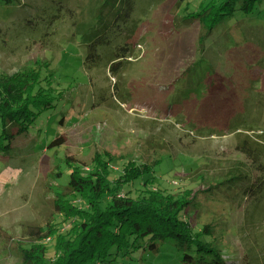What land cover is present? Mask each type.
<instances>
[{"label": "rangeland", "instance_id": "374dc122", "mask_svg": "<svg viewBox=\"0 0 264 264\" xmlns=\"http://www.w3.org/2000/svg\"><path fill=\"white\" fill-rule=\"evenodd\" d=\"M202 1L0 0V87L42 75L60 94L16 144H0V264H28L41 255L29 247L38 242L54 257L53 236L65 234L57 217L79 201L61 185L63 168L79 163L88 175L104 158L119 162L113 169L160 162L155 188L193 190L194 231L212 227L215 237L204 240L225 264H264L263 196L231 181L245 160L237 149L244 135L264 163V13H238L208 36L203 21L184 23ZM80 20L87 37L71 25ZM100 36L106 46L132 47L118 74L108 59L83 65ZM58 136L63 145L47 150ZM129 257L125 264H186L172 243Z\"/></svg>", "mask_w": 264, "mask_h": 264}, {"label": "trees", "instance_id": "16d2710c", "mask_svg": "<svg viewBox=\"0 0 264 264\" xmlns=\"http://www.w3.org/2000/svg\"><path fill=\"white\" fill-rule=\"evenodd\" d=\"M13 1L5 0V4L10 5ZM204 2L198 6L201 9L192 13L184 23L203 21L201 24L204 27L208 25V36L221 22H232L238 13H264V0H209L206 6H201ZM103 17L105 12L99 14V22ZM50 20L48 23L51 25L63 22L57 17ZM71 25L77 33L87 37V21L80 20L78 24ZM93 32L97 33L96 30ZM128 37L131 39L133 36L128 34ZM101 38L90 42L83 65L92 70L108 59L111 61L110 72L118 74L129 60L128 56L132 55V47L122 40L114 48L106 46ZM117 44L123 46L116 47ZM45 78L48 79L42 75L38 79L32 78L18 88L9 85L0 87L1 146L6 140L3 149L8 150L14 142L16 144L17 137L26 135L40 115L53 109L58 102L60 94L56 93L55 87L47 85ZM61 124H65V119L61 120ZM239 134L244 135L242 132ZM62 143L59 136L51 139L47 150L57 149ZM255 145L257 143L250 135H244L237 149L245 160L240 162L234 173L239 174L231 181L242 183L245 194L251 198L263 196L258 205L264 199V163L258 158ZM66 160L65 156L60 163H66ZM118 163L106 158L95 161L93 171L88 175L83 173L85 169L79 163L73 166L74 170L59 164L64 172L60 178L61 185L72 188L79 201L71 202L67 211L61 209L62 214L57 217L56 225L63 227L65 234L53 236L54 257L47 259L46 245L38 242L29 247H41V255H30L28 264H125L131 261L130 255L140 250L157 252L168 243L183 253L186 264H225L214 242L204 240L215 235L212 227L204 225L200 231H194L196 223L191 216L188 217V210L196 203L193 190L175 194L155 188L157 179L153 173L161 165L160 162H123L113 169Z\"/></svg>", "mask_w": 264, "mask_h": 264}]
</instances>
